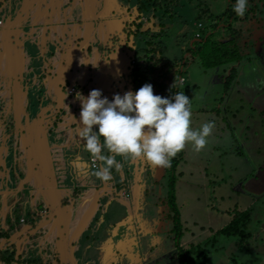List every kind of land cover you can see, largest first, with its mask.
<instances>
[{
  "label": "rangeland",
  "instance_id": "374dc122",
  "mask_svg": "<svg viewBox=\"0 0 264 264\" xmlns=\"http://www.w3.org/2000/svg\"><path fill=\"white\" fill-rule=\"evenodd\" d=\"M149 1L151 0L141 1V5L146 12L151 13L147 15L144 11V18H141L138 24L141 21L146 23L147 19L145 17H152V14L156 11L155 16L161 19L159 23L165 25L166 28L169 27L167 31H161L162 27L159 25L156 26L157 29L151 28L144 32H139L141 28H137L135 24L130 26L131 29H129L127 27L129 25L126 24L128 16L126 17L125 11L128 9V14H130L131 10L135 9V6L127 5L126 0V6L121 7L120 14L117 12L118 28L115 31L117 32V30L122 28L117 34L119 39L121 35L124 36L123 44L116 42L114 44L120 45V48L124 50L122 52L128 51L130 53V58L127 57L126 62L130 61L128 69L133 73L131 76H134V79L136 77L138 80L137 88H140L142 84H149L150 82V80L144 81L142 77L140 79V75H137V73L141 69L143 62L147 58H150L153 52H157L158 49L162 48L163 53L165 51L167 55L174 56L176 53L183 52V46L177 43L179 39L193 43L195 38H198L196 33L199 32L201 34V41L196 43L198 54L196 61L193 58L192 62H187L188 64L184 69L185 65L183 63L185 61L181 62L172 57L174 59L173 62L179 67L172 69L170 73L175 76L176 72L181 69V74L187 78V82L177 84L175 89L172 87L174 84L172 83L171 87L166 91L169 95L171 92L174 95L176 92L182 91L186 96L193 99L190 102L193 116L195 118L198 117V121L196 120L197 118L193 120L195 127L199 128L205 122H213L215 125L212 134L207 138V145L202 151L195 152L189 143L183 150L186 156L180 157V164L176 163L174 165V160L183 151L171 159L166 178L158 188L160 198L161 195L168 199L170 196L175 197L174 202L180 214V223L178 231L176 230L174 234L177 235L178 232L181 236V238L177 237L180 242L179 249L181 248V259L179 260L181 262L183 256L187 257L188 247L197 249L195 247L197 245L208 244L209 238L216 236L214 234L218 232L219 228L230 223L233 217L231 209L243 210L246 207L245 205L254 201L251 198L253 195L247 192L245 194L244 187L249 188L251 186L258 191L263 188V185L259 186V184L264 180V173L261 170L264 167V61H262L259 54L264 47V1L263 6H261L259 0H256L258 7H254V11L250 14L249 18L257 24L256 28L259 30V36L256 31L249 32L253 25H245V27H249L247 29L249 37H255L256 41L255 43L251 39L249 40L247 44L249 53H245L244 49L237 44L230 45L232 34L233 37L237 34L236 26L238 24L233 23L234 30L231 31L227 23V34L230 35V38L227 40L226 48H222L223 55L221 56V63L226 64L216 67L212 63L213 57L215 59V57L221 55L222 49H219V46L215 44L219 39L218 35L221 31L219 30V26V28L215 27L216 21H213V15L215 16L216 13L227 11V0H198L200 3L197 0H193L195 5L198 6L197 9L192 7L194 3L190 2L191 0H158L156 6ZM152 1L155 3L157 0ZM37 2V5L33 6L31 0H24L21 3L16 0H9L5 8L0 6V107L3 100L10 93V75L16 73L20 75L24 73L28 74L26 70L27 65H31L33 70H36L40 65L54 60L57 62L56 65L62 66V73H54L55 76L59 77V80L64 76H70L75 82L78 80L79 86H84L82 85L83 82H87L86 85L90 84L93 87L95 82L106 77L105 67L110 69L111 67L116 68L119 65L116 58H111V56L107 57L106 60L102 59L98 61L91 55L86 56L83 54V48H85L84 51H88V40L95 41L99 39L98 45L101 46V38L97 39L96 37H98L97 34L101 33L102 28L100 25L96 26L94 23H91L90 30H86L89 24L88 20H85L86 23L82 24L83 29H81L80 25L74 24L72 25L73 29L70 31V34L74 38L85 36L86 31L89 32V36H86L87 40L82 42L79 48H76L75 44H73L72 38L66 44V47L69 48L67 52L61 53L58 49L53 56L44 58L42 57L43 50L42 52H34L33 55L31 53L25 54L18 50L9 42L10 38L13 37L11 36L12 34L16 35L15 40H18L19 43H21V40L25 41L26 39L35 40L36 36L41 37L39 42H45L42 38V33L47 28V25L51 28H53V25L61 34H66V32L68 33L66 22L70 21L73 17L83 14L84 19L87 16H94L96 13L100 14L104 10L102 5H97L101 0L97 4L95 0H84L83 2L74 0L75 6L73 8L67 7L64 0H37ZM146 2L149 5H146ZM206 2L214 3L213 6L211 5L212 7L209 9V12L208 7L205 6ZM43 3L47 4L46 8H43ZM19 10H23L24 15L20 16ZM112 11H110L107 18H104V22L110 19L109 16ZM246 12L248 14V11ZM48 17H50L49 20L47 19ZM111 20H115L114 16ZM181 20L187 22L191 27L189 33L179 35L181 30H178V27ZM26 21L32 25V28L29 30L23 26ZM48 21L52 25L50 23L46 24ZM123 21L125 22L124 25L122 24ZM200 23L202 26H199ZM174 24L175 27H172ZM221 29L223 28L221 27ZM135 30H138L139 35H136ZM155 31L159 35H155L154 37L153 33ZM114 48L116 49V46ZM150 49L152 53H150ZM76 50L77 56L74 58ZM233 50H236L240 55L237 60L233 59ZM111 51H108V53ZM88 53L90 54L89 51ZM212 54L214 55L211 56ZM184 56L186 59H192V52H189L188 55L187 50ZM229 57L230 60L228 59ZM150 59L157 61L158 66L156 68V64L152 63L149 67L150 69L147 71L151 72L153 76L163 74L164 72L159 70L163 66L161 59L158 56L157 58L154 56ZM64 61L67 64L64 65ZM95 63L100 64L104 69L93 72L94 69L100 68V66L96 67ZM240 63H242L243 67L239 65ZM71 64H73L72 66L76 64V68L79 70L76 71L74 69V72L70 71L69 66ZM232 64L239 72L236 76L234 74L230 75V70L233 67ZM250 65L258 69L263 80L258 78V73L253 74L243 71L246 68L249 70L248 66ZM79 67L82 68L80 69ZM146 67L148 66L145 64L144 69ZM220 67H222V70L216 73L215 71ZM213 74L216 77L215 79L211 77ZM108 78L112 80L114 75L109 73ZM207 80L213 81L212 84L209 83L208 86L207 82L204 83ZM241 81L243 84H240ZM34 83L32 87L36 86L37 90L41 91V84L35 80V77ZM134 84L132 87H134ZM104 88L108 89L109 87L104 86ZM194 89L197 90V95ZM13 92L15 96L14 105L17 112L16 117L18 120L20 119L18 122L23 123L28 128V133L25 135L15 134V146L20 151L24 149V145L29 144L30 150L28 155L31 160L21 166V176H19L20 166L18 167L19 156L17 154L16 159L11 156L9 160L10 164H6L10 181L4 183L5 185L2 184L0 187V224L5 228L4 230H7L10 227L8 220L14 223L21 217H27L29 213L25 209L29 207L30 201H36V206L34 207H37L38 210L45 208L47 206V198L55 192V189H59L64 170H67L68 175L73 180L72 182L83 187V190L78 198L77 205L74 206V200H71L67 204L65 203L67 206H71L72 204L77 210V215L66 213L62 216V219H65L67 216L68 228L71 227L69 229H73L75 227L78 230L80 229L79 239L84 243L89 241L90 246L85 249L83 258L81 249L75 248L76 246L70 248L64 242L59 247L66 256V260H63L60 258V250H57L53 244L49 246V243H52L54 226H50V231L47 235L42 232H32L29 230V227L16 233L13 229H9L2 233L4 236L0 233V248L11 249L9 255L14 256L17 262L0 261L4 262L3 264H143L147 262L148 258L141 255L136 249V244H134L132 238L134 234L132 236L129 234V228L126 227V224L133 218L134 213H138L145 207L140 202L138 205L135 198L139 195L145 197V189L148 186L147 181L150 180L149 172L152 171L150 163L141 159L137 169L132 168L129 163L124 164L126 167L120 172L119 181L115 182L122 187L124 186L122 181L132 184L134 188H132L130 196L121 193L118 187L113 188L109 181L101 182L100 179L96 178L95 181L85 182L91 179L94 171L98 170L91 165V155L84 151L83 141L80 148H76V151L75 149L67 151L71 147L65 145L67 139L61 135L66 129H74L73 132L77 139L76 128L78 122L74 124L59 123L58 127L54 128V134L50 136L49 131L53 127V121L55 120L54 113L57 112L56 107L49 106L44 100L42 101L43 103L41 101L31 103L34 106L32 111H39L38 113L43 115L42 119L35 120L33 114L25 113L27 102L23 86L17 85ZM110 94V92H107L106 97L109 98ZM201 95L207 97L203 99L200 97ZM79 105L80 102L76 106L78 114L81 109ZM211 106L213 109H218L214 113L209 114L213 120L211 118L208 119L203 113L204 109H210ZM39 107L42 109H39ZM5 111H8V109L6 108ZM232 116L235 119H238L239 116L241 117L240 128L234 129L233 125L237 126V122L232 119ZM5 121L3 120V124ZM42 125H44L43 128ZM225 130L226 132H224ZM255 130L259 135L261 133V137L258 136L257 141L254 143ZM235 132L237 133L236 135L234 134ZM1 133L2 128L0 125V139L3 140ZM241 133H243L242 136ZM216 134L217 136L214 137ZM250 137L252 138L250 139ZM231 141L233 142L230 144ZM232 147L234 149L239 148L238 151H241L242 155L234 151L231 152ZM5 149L3 142L0 141V160L4 157ZM20 154L23 155V151ZM75 155L80 156V158H87L89 168L83 178L80 163H68L69 156L75 158ZM37 162H39V165L36 167V171H34L33 167ZM15 171L16 173L14 174ZM144 172H147V177L145 178L142 175ZM16 174L18 178L17 183L16 179L12 178ZM258 174L259 181L256 180ZM246 177L250 179L246 180ZM132 179H135V181H132ZM239 181L244 184L243 187ZM62 183L65 182L62 181ZM51 184L55 188L52 189ZM134 184L138 187V195L136 192L137 187ZM236 189L240 190L241 193L235 191ZM34 195L35 198L33 197ZM168 199L162 204V208L167 207ZM261 199H264V195ZM262 201L264 202V200ZM12 202L21 203L22 207L17 206V204H11ZM257 204L260 203L256 202V206ZM152 207L157 208V211L159 209L154 203H152ZM225 210L228 212H225ZM152 211L157 214L156 210ZM31 222L33 223V220ZM256 225L259 228H256ZM249 227L252 230H256L252 231V234L256 238L252 239V242L249 243L250 247L257 252L264 253V207L256 209L253 212ZM9 234H12L10 243H7L9 240L3 241L4 244L1 245L2 240L6 239L5 237H8ZM98 237L99 240L95 241ZM229 239L233 240L234 237H230ZM229 239L226 236H221L215 241L217 245H207L208 264H240V259L237 260V257H231L230 260L231 251L234 252L237 249H232L231 245L226 248L220 246V244L229 241ZM206 240L208 241L200 243ZM182 242L188 247L183 246ZM13 243H16L17 251H14ZM168 243H170L169 240ZM20 254L22 256H19ZM260 256L264 261V254ZM251 261L255 263V257H252ZM251 261L247 262V264H252ZM172 264H179L178 259L173 260Z\"/></svg>",
  "mask_w": 264,
  "mask_h": 264
},
{
  "label": "crops",
  "instance_id": "0c3cea01",
  "mask_svg": "<svg viewBox=\"0 0 264 264\" xmlns=\"http://www.w3.org/2000/svg\"><path fill=\"white\" fill-rule=\"evenodd\" d=\"M142 0H126V4L127 5H134L135 6V8L137 7V4H139V2H141ZM257 3V2H256ZM256 3H254V5H251L250 6V8H252V12L254 11L253 9H254V7L256 8ZM213 4L214 3H210V8L213 6ZM39 5V4H38ZM146 5H149L147 2H146ZM212 5V6H211ZM215 6V5H214ZM193 8H195V9H197L198 8V6L197 5H195V3H194V5L192 6ZM208 9V8H207ZM215 9H216V7H215ZM151 12H148L147 13V15L148 14H150ZM156 11L152 14V18H154L152 21H151V23H147L146 22V24H147V26H146V28L148 27V28H152V29H157V25L156 26H154V23L155 22H160V17H158V16H155L156 15ZM246 13L247 12H245V14L243 15V16H238L237 15V17L239 18V17H241V18H244L245 16L247 17V15H246ZM151 17H146V19H147V21L150 19ZM249 18H250V15H249ZM246 19V18H245ZM240 20V22H238L237 24H238V26H236V31H237V34H235V37L239 40L238 41V43H239V46L241 47V48H243L244 49V52L245 53H249V50H248V43H249V40H250V37H249V32L250 33H252V31H256L257 33H258V36H259V30H257V24L255 23V22H253V21H251V19H247V20ZM233 20H232V18H231V21L230 22H232ZM252 22H253V24H252ZM255 24H256V26H255ZM103 25H105V26H103L102 27V30H101V33L99 34V36L101 37V40H102V48L100 49V47H97V48H95V49H93V51L92 52H90V54L88 53V51H83V54L84 55H86V56H89V55H91L94 59H96V60H98V61H100V60H106L107 59V57H110L111 56V58L113 57V58H116V60H117V62L119 63V65L116 67V68H110V69H107V67H105V69H106V77H104L102 80H100V81H97V82H95L94 83V87L91 85L90 86V84H88V85H86L87 84V82H83V84L82 85H84V86H80V87H78V86H76V91H75V93L73 92V93H71L69 90L71 89V87H72V85H70L68 88H66L65 89V91L66 92H64V91H62V87H60V84L62 83V85L63 84H65V81H64V78L66 77V76H64V78H61L60 80H59V77H57V76H55V72H58L59 74L60 73H62V66H59V65H56L57 64V62H55L54 63V67L52 68V69H50L49 70V72H51V75H49L48 76V83H49V91H51L50 92V94L49 95H52L53 94V96L54 97H52V99H53V103L54 102H56V103H59V105H63L64 104V100L65 99H67L68 100V104L66 105V108L68 109V111H69V113H70V115H71V117H69V121L68 120H64L62 123H68V124H72V123H75L74 122V120H73V117H74V113H73V111H74V109L75 108H77L76 106H77V103L78 102H80V99H79V96L80 95H82L83 97H87L88 95H89V93H90V91H91V89H97V90H100L101 91V93H102V97H106V93L107 92H110L111 94H110V97L108 98L109 100H112L113 99V96L115 95V94H120L121 96H123L126 92H128V91H132L133 93H135L139 88H137V85H138V80L136 79V77H135V79H134V76H131V70H129L128 69V66H129V63H130V61L129 62H126V60H127V57L128 58H130V53L128 52V51H125V52H122V51H124V50H122V48H120V45H116V44H114L113 42H109V43H107L108 42V40L110 39V37H111V35H109L111 32L112 33H115L116 31V29L118 28V24H117V22H116V20H111V19H108L107 21H105L104 23H103ZM124 25V24H123ZM245 25H253L252 27H251V30L248 32V26H246L245 27ZM172 27H174V26H172ZM220 27V28H219ZM219 30L221 31V33L218 35V40L219 41H222V42H225V41H227V40H229V38H230V35L229 34H227V26L226 25H224V24H220L219 25ZM221 27L223 28V29H221ZM169 28V27H168ZM168 28H166V29H168ZM238 29V30H237ZM178 30H181V32H180V34H182V33H189V31H191V27L189 26V24L187 23V22H185L184 20H181L180 21V23H179V27H178ZM114 31V32H113ZM117 32H118V30H117ZM179 34V35H180ZM184 34V35H185ZM231 34V33H230ZM86 35L87 36H89V32H86ZM108 35V36H107ZM124 36V35H123ZM123 36L121 35L120 36V39H119V42L118 43H122L123 44ZM108 44H110V47H109V45ZM114 44V45H113ZM116 46V49L114 48ZM168 47V46H167ZM115 49V50H114ZM112 50V51H111ZM108 51H111V52H109L108 53ZM189 52H191L190 50H188V55H189ZM165 55V56H164ZM178 58H176V59H178L179 61H181V62H184L183 64L185 65L184 66V69L186 68V65L188 64L187 62H192V59H186L185 58V56L183 55L182 56V54H181V52L180 53H176L175 54ZM187 55V54H186ZM154 56H158L160 59H161V64H163V66H161L160 68H159V70L160 71H162V72H164L163 74H161L162 76L159 78V80H158V85L160 86V90H161V92H162V94L165 96V97H168L169 96V94H167V91L166 90H168L170 87H171V85H172V79H173V74H171L170 73V71L172 70V69H175V67H179L177 64H175V62H172V61H174V59L172 58V57H174V56H171V55H167L166 53H165V51H164V53H163V51H162V48L159 50H157V52H155L154 53ZM197 58H198V54H195V61L197 60ZM230 60V59H229ZM146 64V61H144L143 62V64L141 65V69L139 70V72L137 73V75H140V79H141V77L144 79V81H148V80H150V82H149V84H152V82H153V79H154V76L153 75H151V72H149V71H147V69H144V65ZM242 63H240L239 65L240 66H242L243 67V65H241ZM96 67L97 66H100V68H98L97 70L96 69H94V71L93 72H96V71H98L99 69H104L100 64H94ZM94 66V67H95ZM251 66V65H250ZM250 66H248V68H249V70L246 68L245 70H243L244 72L245 71H248L249 73H253V74H255V73H258V78L260 79V80H263L262 79V77H261V75H260V73H259V71H258V69H256L255 67H252L251 66V68H250ZM77 67V65H75L74 66V68H75V70L76 71H78L79 69L78 68H76ZM69 68H70V66H69ZM80 69L82 68V67H79ZM232 68H235L234 67V65H233V67ZM222 70V67L221 68H218L215 72L216 73H219L220 71ZM223 70H225V69H223ZM255 70V71H254ZM181 69H179V71H177L176 72V74H175V79L176 80H178V78H179V80L177 81V83H179V82H181V83H183V82H185L186 81V77H184L183 79L184 80H182V75L183 74H181ZM113 74L114 75V78L112 79V80H110V78H108V74ZM184 76V75H183ZM211 77L213 78V79H215L216 77H214V74L213 75H211ZM130 78V79H129ZM133 80H132V79ZM257 78V77H256ZM134 80H136V81H134ZM175 81V80H174ZM187 82V81H186ZM208 83V86H209V83L210 84H212V82L213 81H211V80H207V81H205L204 83ZM134 83H136V84H134ZM238 83H239V81H238ZM92 84V83H91ZM133 84H134V87H132L133 86ZM148 84V83H147ZM240 84H243L242 83V81L240 82ZM52 85V86H51ZM104 86H108L109 88L108 89H105L104 88ZM143 86V84L140 86V87H142ZM237 87V86H236ZM190 89V88H189ZM261 89V88H260ZM195 90V89H194ZM195 93H196V95L198 94L197 93V90H195L194 91ZM73 94H76L75 96L73 95ZM72 95V97L70 98V99H68V97L69 96H71ZM173 94H172V92H171V94H170V97L172 96ZM236 96V95H235ZM200 97H202L203 99L204 98H206L207 96H200ZM189 99H190V102H192V100L193 99H191L190 97H189ZM53 103L52 104H50V105H52V106H54L53 105ZM70 104H74V106L72 107V108H69V105ZM253 104H254V101H253ZM79 106H81V102H80V105ZM59 107V106H58ZM78 109V108H77ZM1 110V109H0ZM4 110H5V108H4ZM215 110H218V109H213L212 108V106L210 107V109H204L203 110V113L205 114V116L208 118V119H210L211 117L209 116V114H212V113H214V111ZM191 111H192V108H191ZM4 113H7L8 111H3ZM3 112H1L0 111V118H1V128H2V133H1V137H2V142H3V147H5L6 149L4 150V157L0 160V187H1V185L2 184H4V183H7V182H9L10 181V176L7 174V172H8V169H7V167H6V164H10L9 163V160L11 159V156H12V158H15L16 159V154L19 156L18 157V162H19V165H20V167L26 162H28V161H30L31 160V158H30V156L28 155V152H29V150H30V145L29 144H26V145H24V149H22V150H17V148H16V146H15V144H16V141H15V139H14V136H15V134H19V132H18V130L16 129V130H14V132H10L6 127V122H8V119H7V116H2V114H3ZM80 112H81V109L79 110V114H78V110H77V114H78V117H77V119H75V121L76 122H78V124H79V122H80ZM68 113V112H67ZM9 114V113H8ZM5 115H7V114H5ZM200 115V114H199ZM198 115V116H199ZM68 115H65V116H62V117H64V118H66ZM73 116V117H72ZM197 118V119H196ZM194 117L193 116V111H192V116H191V121H192V124H191V126H192V128L193 129H197L198 127H195V125H193L194 123H193V120L194 119H196L197 121H198V117ZM7 119V121H5ZM207 119V120H208ZM232 119L234 120V121H236L237 122V126H235V125H233L234 126V129H236V128H240L239 126H240V124H241V117L239 116L238 117V119H235V117H233L232 116ZM3 120L5 121V123L3 124ZM9 120H11L10 118H9ZM211 120H213V118H211ZM197 123V122H196ZM195 123V124H196ZM200 124V123H199ZM71 126V125H70ZM71 128V127H70ZM77 128H78V126H77ZM77 128H76V131H77ZM94 128H95V126H94ZM74 131V129H69V130H67L66 129V131H63L62 132V136H63V138H66L67 139V142H66V146L67 147H71V148H69V149H67V151H73V149H75V151L77 150L76 148H80V145L82 144V141L79 139V137H78V135H77V139H76V136H75V133L73 132ZM28 133V131L27 132H21V135H25V134H27ZM45 134L47 135V133L45 132ZM235 135L237 134L236 132L234 133ZM52 134H50V136H51ZM243 135V133H241V136ZM217 136V134L214 136V137H216ZM258 136L259 137H261V133H260V135L258 134V132H256V130L254 131V143L257 141V139H258ZM252 137H250V139H251ZM234 141H235V139H233ZM236 141H237V139H236ZM233 141H231L230 142V144L232 143ZM233 145V144H232ZM240 146V145H239ZM22 151H23V155L22 154H20V153H22ZM234 151V150H233ZM14 154V155H13ZM76 157L75 158H72L71 156H69V158H68V160H70V161H73V160H82V159H86L87 160V158L86 157H82V158H80V156H78V155H75ZM90 159H91V157H90ZM89 159V160H90ZM117 159L119 160V162H124V160H123V157H120V156H117ZM140 160L141 159H137L136 161H134V162H127V163H129V165H131L132 166V168H135V169H137V166H138V163L140 162ZM142 160H144V159H142ZM136 162V163H135ZM36 166H38L39 165V162H37L36 164H35ZM261 170H263V173H264V167L261 169ZM90 176V175H89ZM91 177H95L94 175H92ZM83 178V177H82ZM81 179V178H80ZM247 179H250V178H247L246 177V180ZM253 179H255V178H253ZM135 181V179H132V181ZM256 180H258L259 181V174H258V176H256ZM99 181V180H98ZM257 181V182H258ZM85 182H87V180L85 181ZM84 182V183H85ZM90 182H92V178L90 179ZM102 182V181H101ZM100 182V183H101ZM248 182H249V180H248ZM84 183H82V184H84ZM239 183H241L240 181H239ZM250 183V182H249ZM5 185V184H4ZM243 183H241V186L243 187ZM263 185V188H261L259 191L258 190H256L255 188H253V187H249V188H245L244 187V189H245V194H246V192L247 193H250L251 195H253V197H251L252 199H254V202H257V203H260V204H257V206H255V211H256V209L258 210L259 208L261 209V207H264V202L262 201L261 202V200H264V199H261L262 198V196L264 195V180H263V182H261L260 184H259V186H262ZM235 191H238V192H241L240 190H238V189H236ZM159 194H160V192H159ZM162 196V195H161ZM34 198H35V195L33 196ZM146 198H147V201H148V203L149 202H151V203H154V205H156L157 204V206L159 207V209H158V211H157V214L156 213H154L152 210H157V208H155V207H153L152 209H151V211H150V213H149V219H148V223H147V226H146V228H148L149 230H146L147 232H150V233H156V232H159V231H164V230H166L167 228H168V225L171 223V221L170 220H167L165 217H166V210H164V208H162V206H160V205H162V204H164V202H166V200L168 199L167 197H162V199H160V197H159V195L158 196H152V197H143V196H138V197H136L135 199L137 200V203H138V205L141 203H144L145 201H146ZM71 200H73L72 199V197L70 196L69 197V199H68V202L67 203H69ZM169 200V199H168ZM140 202V203H139ZM15 202H13V204H14ZM32 203V205H35V203H36V201H32L31 202ZM66 203V204H67ZM32 207V206H31ZM77 207V206H76ZM67 210V209H66ZM63 211V210H62ZM163 211H164V214H163ZM225 212H228L227 210H225ZM75 214V215H77V210H76V208L74 207V206H72V204H71V206H70V209H69V211H67V212H65V211H63L62 212V216L63 215H65V214ZM138 214H139V212L138 213H134L133 214V218H131L129 221H128V223L127 224H129L128 225V228L129 229H134V226H133V221L132 220H136V219H138L137 217H139L138 216ZM151 215V216H150ZM160 217V218H159ZM26 218V217H25ZM141 220V219H140ZM137 221H139V219L137 220ZM137 223V222H136ZM21 224H23V223H21ZM51 224V223H50ZM126 224V225H127ZM228 224H226V225H224L223 227H221V228H219L218 229V231H220L222 228H224L225 226H227ZM31 226L32 225H27L26 227L28 228L29 227V229H31ZM52 226H54V229H55V231H53V235H52V243H49V246L51 245L52 246V244L54 245V247H56V249L57 250H59L58 249V246H57V243L59 242V240H58V234H60V233H63V232H59L60 230H64V227L60 224V225H58V227H56V225H53L52 224ZM141 227L142 226V224L140 223L139 225H138V227ZM69 228H71V227H69ZM143 229H145V228H143ZM249 229H250V227H249ZM251 231H256V230H252V229H250ZM33 231V230H32ZM38 231V228L37 229H35L34 230V232H37ZM50 231V226H48V232ZM48 232H46V233H48ZM69 233H71V229H69V232L67 231L66 233H64L65 235V241L64 242H66V244H67V246H69L70 248H74V246H76L75 248H80L81 246H86L87 245V248L89 247V244L87 243V242H83L82 241V244H80V245H78L77 243H74V245H73V240L71 239V235L69 234ZM130 234V233H129ZM131 236H132V234H130ZM222 236H226L228 239L230 238V237H234V239L233 240H230L229 239V241H226V242H224V243H222V244H220V246L221 247H224V248H226V247H228L229 245H231L232 246V249L233 248H235V249H237V251H234V252H232L231 251V254H230V260H231V257H233V258H236L237 257V260L238 259H240V264H247V262H250L251 261V258L252 257H255V259H256V262L255 263H253L252 261V264H262L264 261H263V259H262V257L260 256L261 254H264L263 252H257L255 249H252L251 247H250V242H252V239H255L256 238V236L253 234V237H251L250 239H249V243H247V245H248V247H244V249H243V247H241V245H239V242H240V236H237V235H234V236H227V235H222ZM219 237H221V236H219ZM132 238H133V242H134V244H136V241H135V238L132 236ZM210 238H212V237H210ZM209 238V239H210ZM97 239H99V237L97 238ZM208 239V240H209ZM208 240H206V241H208ZM206 241H202V242H200V243H204V242H206ZM210 241V240H209ZM216 241V240H215ZM4 244V243H3ZM3 244H1V245H3ZM164 242L160 239V237L159 236H154L153 237V244H151L150 243V245L149 246H152V248H154L155 249V251H158V250H161V248L164 246ZM182 244H183V246H187L186 244L184 245V242H182ZM214 246L215 245H217L215 242H214V244H213ZM188 247V246H187ZM189 248H191V247H188V249ZM83 251L85 252V249H83ZM82 251V253H81V255H82V257L84 258V252ZM59 254H60V258L62 259V256H63V251H62V253L59 251ZM62 254V255H61ZM262 260V261H261ZM222 262H224V260H222ZM0 263H4V262H1L0 261Z\"/></svg>",
  "mask_w": 264,
  "mask_h": 264
},
{
  "label": "flooded vegetation",
  "instance_id": "af4514ba",
  "mask_svg": "<svg viewBox=\"0 0 264 264\" xmlns=\"http://www.w3.org/2000/svg\"><path fill=\"white\" fill-rule=\"evenodd\" d=\"M16 1H19V3L23 2L24 0H16ZM32 1V5L33 6H36L37 5V0H31ZM65 1V5L69 8H73L75 5H74V0H64ZM80 2H83L84 0H79ZM96 1H100V0H96ZM124 1V4H125V0H122ZM129 1V0H128ZM144 1V0H143ZM198 1V0H197ZM151 3H153L154 5V2L151 0L149 1ZM158 2V0H157ZM190 2H193V0H191ZM200 3V1H198ZM209 2V1H207ZM205 3V6L206 7H209L210 6V3ZM257 1L256 0H247V7H246V11H248V14L247 17L245 16L244 18H242L241 20H247L249 19V15L252 13V8H250L251 5H254V3H256ZM261 6H263V0H259ZM9 3V0H0V6L1 7H6V5ZM213 3V2H211ZM227 3H232V4H236V0H227ZM142 2H139V4H137V7L135 9H132L130 14H128V9L126 10V17L128 16V19L126 20V24H128L129 26H127L129 29L130 26L132 25H137V28H142V25L141 24H138V21L141 19V18H144V15H143V12L146 10L142 7ZM14 5L16 6L15 2H14ZM122 6H126V5H122ZM156 6V5H154ZM204 6V7H205ZM47 7V4L46 3H43V8H46ZM256 7H258V5H256ZM131 9V8H129ZM156 9V8H155ZM157 10V9H156ZM4 11V10H3ZM20 16L24 15V12L23 10H19L18 11ZM112 13H115L116 12H112ZM110 14L109 18H113V14ZM148 13V12H146ZM17 15V14H15ZM146 18V17H145ZM48 20L50 19V17L47 18ZM85 20H88L89 21V24L87 26V29L86 30H90L91 28V23H94L96 26H101V28L105 25H103L104 23V19H101L99 17H95L94 16H90L89 19L87 18H84L83 19V14H81L80 16H75L73 17L70 21L66 22V30H68V33L66 32L61 34V32L57 29L54 28V26L48 21L46 24L50 23L52 25L53 28H51L49 25H47V28L44 29L43 33H42V38L45 40V42H39L41 37L39 36H36L35 37V40H32V39H26L25 41L21 40V43L18 42V40H15V34H12L9 40V42L14 45L18 50H20L21 52L23 53H31V55H33L34 52H42V50L44 51V53H42V57H48V56H53L56 52V50H60L61 53H65L69 50L68 47H66V44L67 42L73 38V44H75L76 48H79L81 46V43L86 41L87 40V35L85 33V36H80L78 38H74L72 37V35L70 34V31L73 29L72 25L74 24H78L80 25L81 29H83L82 27V24L83 23H86ZM149 21V20H148ZM147 21V22H148ZM240 22V20H239ZM125 24V22H124ZM24 28L29 30L32 28V25L30 22H25L23 24ZM160 26L162 27V29L166 28L165 25H162L160 24ZM128 30V29H127ZM166 31V30H165ZM87 32V31H86ZM140 32V31H139ZM139 32L138 30H136V35H139ZM155 35L159 33H156V31L154 32ZM153 33V34H154ZM111 37L110 39L108 40L107 43L109 42H116L118 43L119 41V36L116 33H111L110 34ZM98 37H96L97 39L100 38L99 37V34H97ZM254 36V35H253ZM252 41H255V37L254 38H250ZM201 39L200 37L198 38H195V41L192 43V42H188V45H189V48L187 46V49L190 50L192 52V60L193 58H195V54H197V49H196V43L197 42H200ZM98 42H99V39L98 40H95V41H92V40H88L87 42V49L89 52H92L93 49H95V47H100V49L102 48V40H101V46L98 45ZM109 47H110V44H108ZM114 45V44H113ZM193 47V49H190L191 47ZM85 48H83L82 51H84ZM48 50V51H47ZM47 51V52H46ZM187 53V52H186ZM258 53V51H257ZM50 54V55H48ZM259 54V53H258ZM261 55V58H262V61H264V47L262 49V51L260 52ZM77 56V50L76 52H74V58H76ZM190 59V58H189ZM56 61L54 60H51L49 61L47 64H43V65H40V67L36 70H33L32 66L31 65H27L26 66V70L28 72V74L24 73L22 75L16 73V76L13 77H9V81H11L10 83V86H9V89H10V93L9 95L3 100L2 102V106L0 107V111L3 112L6 110V108L8 109L9 106H10V103L12 105H14V99H15V96H14V88L20 83L23 88H24V92L25 93V100L27 102V106L25 108V113L26 114H33L34 118L39 114L37 111H32L33 109V104L31 103H34L36 101H43L46 102L49 106H52L50 104H52L53 102V99L52 95H49L51 91H49V83H48V76L51 75V72H49L50 69H52L54 67V63ZM67 64L65 61H64V65ZM70 64V63H69ZM91 64V63H90ZM264 64V63H263ZM73 64L70 65V71L74 72L75 68L74 66L76 64H74V66H72ZM147 65V64H146ZM145 66V65H144ZM176 68V67H175ZM145 69L149 70V67H146ZM36 73V74H35ZM162 75H158V76H155L154 79H153V82H152V86L154 88V94L155 95H160L161 97H165L161 90H160V86L157 84L158 83V80L159 78L161 77ZM34 77H35V80L37 82H39L41 84L40 88H41V91H38L37 90V87L34 86L32 87V84H35L34 83ZM175 77V76H174ZM173 77L172 79V83H174V80L175 78ZM64 78V77H62ZM64 81H65V84L62 85V83L60 84V87H62V91L66 92L65 89L68 88L70 85H72L71 89L69 90L71 93H75L76 91V86L80 87L79 86V82L78 80H75L73 78H71L70 76H66L64 78ZM177 81V80H176ZM177 84H180V83H177ZM177 87V86H176ZM176 87H173L174 89ZM74 96L76 94H73ZM72 97L69 96L68 99H70ZM170 97V95H169ZM111 101V100H109ZM7 102L9 103L7 105ZM43 103V102H42ZM68 104V100L65 99L64 100V104L63 105H59V103H56L54 102L53 103V107H56L57 109V112H55V120L53 121V127L50 129V134H54L53 131H54V128L58 127L59 123H62L65 119L69 121V117H71L68 109L66 108V105ZM59 106V107H58ZM74 106V104H70L69 105V108H72ZM5 108V110H4ZM39 109H42L41 107H39ZM35 110V109H34ZM77 108L74 109L73 113H74V117L75 119H77L78 117V114H77ZM14 109L11 110V112L7 115H5L6 113L3 112L2 116H7V119H8V122H6V128L10 131V132H14V130L17 129V124H16V120H15V114L13 113ZM68 112V113H67ZM65 115H68L66 118L62 117V116H65ZM38 117V116H37ZM9 118L11 120H9ZM9 122H11L9 124ZM8 123V124H7ZM74 124V123H72ZM76 126V125H74ZM104 154L107 155V150L104 151ZM117 158V157H116ZM70 160H68V163H80L81 165V168H82V172H81V175L82 177L85 175V172L87 171V169L89 168V166L87 165V160L86 159H82V160H73L75 162H69ZM119 161V160H117ZM84 162V164H83ZM98 162V166L95 168V169H98L99 168V165H100V162ZM126 162H123V168H125L126 166L124 165ZM20 165H18L19 167ZM37 167V166H35ZM169 168L170 167H166V173H165V176L161 179L160 182H156V181H153V179L151 178V175H150V172H149V178L150 180L147 181V184L148 186L146 187L145 189V196L146 197H152V196H158V188L161 186L160 184H162L164 182V179L166 178V175L169 171ZM36 171V169H34ZM19 176L22 175V169L20 167L19 169ZM121 172V171H120ZM120 172H116L115 169L113 168L112 169V179L109 181L111 184H112V187L113 188H116L118 187L119 188V191L121 193H124L126 196H130L131 195V190L132 188H134L132 186V184L128 183L127 181H122L123 183V187L120 186L119 184H116L115 181H119V178H120ZM16 173V171L14 172V174ZM143 177H147V172H144L143 174ZM12 176V175H11ZM12 178H15L16 179V183H17V174L12 176ZM92 178V181H95L96 180V177H91ZM65 182V183H62ZM73 180L70 178V176L68 175V171L67 170H64V174H63V179L61 180V183L59 185V189L60 190H65V193H64V197H63V203H67L68 202V199L69 197L71 196L73 200H76L80 194L82 193V190H83V187H81L80 185L72 182ZM87 182H90V179L87 180ZM136 186V184H134ZM137 187V186H136ZM123 188V189H121ZM138 188V187H137ZM67 194V195H65ZM163 196H161L160 199H162ZM165 203V202H164ZM13 204V202L11 203ZM14 204H17V206H21V203H17L15 202ZM143 205H145L144 209L139 211L140 214H138L139 217H137L139 219V221H137L138 219H134L132 220L134 223V229H129V233L130 234H134L135 236H137V238L141 241V243L143 244V241L145 242V240L143 239L145 236L144 235H147V237L145 239L148 240V244L150 245L153 244V237L154 236H159L160 239L165 243L164 246L161 248V250H158V251H155L154 248H151L148 250V252H139L141 255L143 256H146L148 258V261L147 262H144L143 264H172L173 260H177L178 259V262L179 264H183V262L179 261L181 259L180 257V252H179V239H177V235H175V228L173 226L174 222H173V218L171 219V216L170 214H168L166 212V219L167 220H170L171 223L168 225V228L164 231H159V232H154V233H150V232H147L146 230H149L148 228H146L147 226V220L149 219V213L151 211V209L153 208L152 207V203L147 201V198H146V201L143 203ZM157 205V204H156ZM32 206V203L30 201L29 203V207H27L25 210L28 211V216L25 218V217H21L19 220L15 221L14 223H11V221L8 220V223H9V228H7V230H4L5 228L0 224V233H4L5 231H8L9 229H13L14 232H19L21 230H24V228H26L27 225L31 224V229H29L30 231L34 232L35 229L38 228V231L37 232H42L43 234L47 235L48 233V227H40L39 224L43 221V218H44V214L48 213L50 211V208L45 206V208H41L40 210L37 209V207L35 208L34 206H36V203L35 205H33L32 208H30ZM160 206H163V205H160ZM168 208V207H167ZM164 210H166L164 208ZM157 211V210H156ZM33 212V213H32ZM170 213V211H169ZM163 214H164V211H163ZM9 218V217H7ZM37 218L35 221L34 219ZM160 218V217H159ZM141 219V220H140ZM31 220H33V223L31 222ZM137 222V223H136ZM23 223V224H21ZM142 224V226L138 227L139 224ZM128 225H126V227L128 228ZM145 228V229H143ZM17 230V231H16ZM28 230V231H29ZM14 233V234H15ZM41 233V235H42ZM37 234V233H36ZM3 235V234H2ZM4 236V235H3ZM10 237V238H8ZM6 236L5 238L6 239H3L5 241H8L7 243H10V241L12 240V234H9V236ZM98 239H96L97 241ZM168 240L170 243H168ZM0 241H1V238H0ZM87 243L89 244L90 246V242L87 241ZM14 244V251H17V245L16 243H13ZM12 244V245H13ZM82 244V240L81 242L79 243V245ZM137 245V243H136ZM141 244H139V246H135L136 249L139 251V247H140ZM144 246V244H143ZM87 248V245L85 246H81L79 249H81V252L83 251V249H86ZM142 248V247H141ZM146 249L144 248L143 251H145ZM11 249L8 250V248L6 249H1L0 248V254H3L4 256H10L9 253H10ZM7 252V253H6ZM84 252V251H83ZM17 253V252H16ZM19 256H22L21 254ZM1 260V259H0Z\"/></svg>",
  "mask_w": 264,
  "mask_h": 264
},
{
  "label": "clouds",
  "instance_id": "9594fccd",
  "mask_svg": "<svg viewBox=\"0 0 264 264\" xmlns=\"http://www.w3.org/2000/svg\"><path fill=\"white\" fill-rule=\"evenodd\" d=\"M246 7L247 0H236L233 10L243 16ZM176 86L175 79L172 87ZM79 99L77 135L83 141L84 151L100 162L92 174L103 182L113 178V168L122 171L123 164L117 161V156L126 163L144 159L153 166L166 168L189 143L195 152L202 151L215 126L213 122H205L193 129L189 97L182 91L161 97L147 83L135 93L115 94L111 101L97 89L91 90L86 98L80 95ZM73 120L76 123L75 117Z\"/></svg>",
  "mask_w": 264,
  "mask_h": 264
},
{
  "label": "trees",
  "instance_id": "16d2710c",
  "mask_svg": "<svg viewBox=\"0 0 264 264\" xmlns=\"http://www.w3.org/2000/svg\"><path fill=\"white\" fill-rule=\"evenodd\" d=\"M154 5H157V1L154 3ZM233 7H234V4L229 3L227 11H224V12L222 11L221 13H216L215 16L213 15V21H216L215 27H218L221 23L224 24V25H226L228 23L227 25L230 28V30L231 31L234 30V28H233L234 26H232V24L233 23L237 24L239 22V20H241L242 18L241 17H239V18L237 17V14L234 12ZM209 9H210V6L208 7V12H209ZM231 18L233 20L232 22H230ZM223 19H225V20H223ZM174 27H175V24H174ZM156 35H158V34H156ZM153 36L155 37V33L153 34ZM199 37L201 39V34H200ZM238 41L239 40L235 36L233 37V34H232L230 45L237 44L239 46ZM188 42L189 41H187V42L184 41V39H179L178 42H177L180 46L181 45L183 46V52H181L182 56L187 52V50H188L187 46L189 48ZM215 44L217 46H219V49L220 48L222 49V48H226L227 41L222 42V41L217 40ZM150 53H152L151 49H150ZM154 53L155 52H153L151 54L150 58L154 57ZM222 53H223V49H222L221 55L219 57H215V59L213 57V63H212L213 66L216 67V66H220L222 64H226V63H221V61H222L221 56L223 55ZM213 55L214 54H212L211 56H213ZM232 56L234 57L233 59H236V60L240 57V55L237 53L236 50L232 51ZM174 57L178 58L176 55H174ZM150 58L146 59L147 66L150 67L152 65V63H154V64H156L155 67L157 68L158 62L153 60V59H150ZM228 59H230V57ZM237 73H239V72L235 68H232L230 70V75L231 76L233 74H234V76H236ZM184 77L185 76L182 75L181 78H184ZM178 80H179V78H178ZM179 83H181V82H179ZM22 106L24 108L23 104H22ZM0 121H2L1 118H0ZM1 123H0V125H1ZM224 132H226V130ZM14 139L16 140L15 136H14ZM0 141L2 142L1 139H0ZM233 149H234V147H232V151L231 152H233ZM238 150H239V148H236V149H234V152L239 154V155H242V152L241 151L239 152ZM181 156L182 157L186 156V155H184V151H183V153H180L178 158H176L174 160V162H175L174 165L176 163L180 164V160H181L180 157ZM173 184H174V182H173ZM170 189H171V184H170ZM5 192H7V191H5ZM238 193H241V192H238ZM174 200H175V197L174 196H170L169 200H168V203H167V207L168 208L166 207L165 209H166L167 213L170 214L171 219L173 218L172 220L174 222L173 226L175 228V231L176 230L178 231L179 223H180V214L178 213V210H177V207H176V204H175ZM248 205H245L246 207L243 210H232L231 209L230 211H233V213H232L233 217H232V220L230 221V223H228L227 226H225L220 231L215 233L214 235H216V236H212V238H210V241H208L209 242L208 244L204 243L202 245H197V246H195L197 249H195L193 247H192V249L189 248L188 251H187V257L183 256V258H182L183 264H187V263H189V264H208V262H209L208 259L209 258H208V254L206 252V249L208 248L207 245L214 246L213 244H214L215 240H217V238H219V236H222V235H227V236L237 235V236H240L239 245H241V247H243V249H244V247L247 245V243H249V239L253 236L252 231L249 229V224L251 223V218L253 216V212H255L256 202L253 201L252 203H250ZM169 211H170V213H169ZM256 228H259V226L256 225ZM177 237L181 238V236L178 234V232H177ZM3 241H5V240H2L1 244H3ZM179 244H180V242H179ZM248 245L246 247H248ZM180 251H181V248H180L179 252ZM180 256H181V254H180ZM0 259L2 261H5V262H12V263L17 262L14 259V256H12V255H10V256L1 255Z\"/></svg>",
  "mask_w": 264,
  "mask_h": 264
},
{
  "label": "water",
  "instance_id": "95a60500",
  "mask_svg": "<svg viewBox=\"0 0 264 264\" xmlns=\"http://www.w3.org/2000/svg\"><path fill=\"white\" fill-rule=\"evenodd\" d=\"M79 1V0H78ZM96 1V0H95ZM98 3V1H96V4ZM97 5H102L103 6V11L100 13V14H98V13H96L95 14V17H99V18H102V19H104V18H107V16H108V14L110 13V11H112V12H116V14L115 13H112L113 14V16H114V18H115V20H116V22H117V24H118V15H117V12L119 13V12H121V7H122V5H125L124 4V2L122 1V0H101V2L100 3H98ZM127 9V8H126ZM155 9V8H154ZM126 12V11H125ZM120 14V13H119ZM85 18H87V19H89L90 18V16H87V17H85ZM154 18H150L149 19V21L147 22V23H151V21L153 20ZM141 25H142V28L140 29V32H144V31H148L149 29H151V28H146V26H147V24L144 22H139ZM122 24H124V21L122 22ZM156 25H159L160 26V23H158V22H155L154 23V26H156ZM174 26V25H173ZM122 29V28H121ZM120 29V30H121ZM169 29V28H168ZM168 29H161V31H163V30H168ZM120 30H118V31H120ZM135 33H136V30L134 31ZM90 36H91V33H90ZM92 37V36H91ZM100 37V36H99ZM101 38V37H100ZM191 47V46H190ZM190 49H193V47H191ZM173 62V61H172ZM131 75H133V73L131 74ZM11 76H13V77H15L16 76V74H11L10 75V77ZM18 85H21L20 83L18 84ZM7 105H8V103H7ZM14 109V111H13V113L15 114V120H16V126H17V130H18V132H19V134L21 135V132H27L28 131V128L25 126V125H23V123H19L18 121L20 120H18V118L16 117V109H15V105H12L11 103H10V106H9V108H8V112H7V114L8 113H10L11 112V110H13ZM38 116V117H37ZM34 119L35 120H40V119H42L43 118V115L41 114V113H39L38 115H37ZM43 126L44 125H42V128H43ZM45 133V132H44ZM151 165V164H150ZM36 165H34V167H33V169H36V167H35ZM152 167H151V172H150V175H151V178L154 180V181H156V182H160L161 181V179L165 176V173H166V168H161V167H159V166H153V165H151ZM166 169V170H165ZM35 171V170H34ZM51 187H52V189L53 188H55L54 187V185L53 184H51ZM137 195H138V188H137ZM64 193H65V190H60V189H55V192H53V194H51V196L49 197V198H47V207H49L50 208V211L48 212V213H46V214H44L43 216H44V218H43V221L39 224V226L40 227H48V226H52V224H54V225H56V227H58V225H62L63 227H64V230H60L59 232H63V233H60V234H58V240H59V242L57 243V246H58V249H59V247L61 246V244H63L64 243V241H65V234L64 233H66L67 231L69 232V228H68V225H69V223H68V217L66 216L65 217V219H62V212L63 211H65V212H67V211H69V209H70V206H67L66 204H64L63 203V197H64ZM65 195H67V194H65ZM141 196V195H140ZM79 198V197H78ZM78 198L76 199V200H74V206L75 205H77V203H78ZM67 209V210H66ZM63 210V211H62ZM51 223V224H50ZM55 231V230H54ZM80 233H81V230L79 229H76L75 227L73 228V229H71V233H69L71 236V239L73 240V245H74V243H77L78 245H79V243L81 242V239H79V235H80ZM145 237L143 238L144 240H145V242L143 241V244H144V246H143V244L141 243V241L137 238V236H135L134 235V237H135V240H136V243H137V245H135V246H139V244H141L140 245V247H139V251L138 252H148V250L149 249H151L152 248V246H149V244H148V240L147 239H145L146 237H147V235H144ZM99 240V239H98ZM96 241V240H95ZM142 247V248H141ZM146 249L145 251H143V249ZM98 249V248H97ZM60 250V252L62 253V250L61 249H59ZM62 255V254H61ZM62 259L63 260H66V256L63 254V256H62ZM54 264H57V263H54Z\"/></svg>",
  "mask_w": 264,
  "mask_h": 264
},
{
  "label": "built area",
  "instance_id": "2783aa9c",
  "mask_svg": "<svg viewBox=\"0 0 264 264\" xmlns=\"http://www.w3.org/2000/svg\"><path fill=\"white\" fill-rule=\"evenodd\" d=\"M199 26H202V24L200 23ZM196 36H198V37L200 36L199 32L196 33ZM182 80H184V79L182 78ZM91 164L95 168L98 166V162L97 161H94L92 158H91Z\"/></svg>",
  "mask_w": 264,
  "mask_h": 264
}]
</instances>
